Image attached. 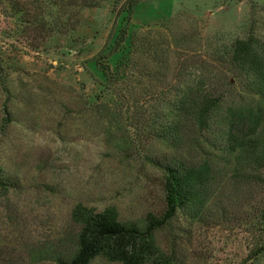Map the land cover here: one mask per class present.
Instances as JSON below:
<instances>
[{"label":"rangeland","instance_id":"rangeland-1","mask_svg":"<svg viewBox=\"0 0 264 264\" xmlns=\"http://www.w3.org/2000/svg\"><path fill=\"white\" fill-rule=\"evenodd\" d=\"M126 1L72 9L75 28L48 38L37 23L56 21L59 5L0 0V166L13 184L0 190V264H52L42 252L75 231L79 203L115 207L124 221L162 214L164 174L149 159L174 151L148 131L156 127L157 95H173L194 62L207 77H229L221 58L234 42L251 31L264 41V0H141L131 15ZM138 42L148 43L140 53ZM131 57L136 72L146 73L134 88L125 67ZM104 66L119 80L108 82ZM105 85L110 112H96ZM132 93L145 103L132 107ZM212 160L205 219L181 210L155 235L175 264H241L263 243L264 175L243 186L232 158L216 153ZM91 264L121 263L101 256ZM248 264H264V256Z\"/></svg>","mask_w":264,"mask_h":264},{"label":"trees","instance_id":"trees-1","mask_svg":"<svg viewBox=\"0 0 264 264\" xmlns=\"http://www.w3.org/2000/svg\"><path fill=\"white\" fill-rule=\"evenodd\" d=\"M49 1L51 7L60 6L62 15L56 21L42 17L37 23L42 25L38 28L46 31L48 38L58 28L64 34L75 28L78 19L70 14L72 9L97 4V0ZM140 2L127 0V13L131 15ZM251 7L253 10L257 7L254 1H251ZM120 34L122 41L126 30ZM147 44L138 42L134 46L137 53ZM152 45L147 47L152 48ZM221 59V63L228 67L229 77H207L205 65L194 62L188 68L189 80L178 76L180 84L173 95L156 97L159 112L150 118L156 127L147 126L148 131L174 151V155L163 160L149 159L151 165L162 169L164 174L165 210L162 214L148 212L141 220L124 221L119 218L115 207L98 211L79 203L71 214L75 231L64 236L57 245L44 249L42 253L46 261L52 264H91L102 256L121 264H175L174 253L164 249L155 235L169 227L181 210L194 221L205 219L214 181L213 155L220 153L233 159L235 175L242 180L240 185H251L261 179L264 175V41L251 31L247 37L237 39L232 50ZM135 62L131 57L125 65L131 88L141 83L143 73L136 72ZM214 62L218 64L216 60ZM103 70L109 75L108 82L119 80L111 74L108 66ZM125 75L127 71L122 74ZM110 91L111 87L105 85L91 109L110 112ZM133 96L132 93L128 97L132 107L145 103L133 99ZM147 107L146 112H150L151 105L147 104ZM12 185L0 166V190L7 193ZM257 211L263 243L241 264L264 256V204Z\"/></svg>","mask_w":264,"mask_h":264}]
</instances>
